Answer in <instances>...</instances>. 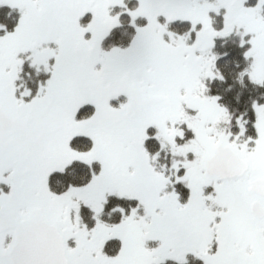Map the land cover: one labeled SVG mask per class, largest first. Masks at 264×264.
<instances>
[{"label":"snow or ice","instance_id":"1","mask_svg":"<svg viewBox=\"0 0 264 264\" xmlns=\"http://www.w3.org/2000/svg\"><path fill=\"white\" fill-rule=\"evenodd\" d=\"M0 264H264V0H0Z\"/></svg>","mask_w":264,"mask_h":264}]
</instances>
